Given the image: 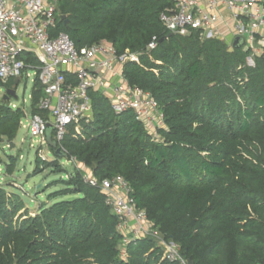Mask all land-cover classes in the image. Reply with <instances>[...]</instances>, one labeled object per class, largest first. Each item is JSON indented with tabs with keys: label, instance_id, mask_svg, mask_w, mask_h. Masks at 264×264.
Wrapping results in <instances>:
<instances>
[{
	"label": "trees",
	"instance_id": "1",
	"mask_svg": "<svg viewBox=\"0 0 264 264\" xmlns=\"http://www.w3.org/2000/svg\"><path fill=\"white\" fill-rule=\"evenodd\" d=\"M173 5L59 0L67 23L57 30L77 48L106 41L138 55L123 75L152 95L165 124L155 140L132 110L116 113L105 95L89 91L92 117L79 132L69 125L61 141L65 158L99 181L122 177L152 227L192 264H264V49L249 63V49L229 52L224 41L201 39L197 30L165 37L159 15ZM153 37L157 45L147 50ZM42 95L35 81L31 113L46 115L36 108ZM23 114L0 102V141H13ZM54 158L46 166L58 170L61 158ZM15 160L9 156V173ZM65 183L58 194L78 197L40 203L34 212L0 183V264H179L163 258L149 237L130 242L123 259L105 194L78 170Z\"/></svg>",
	"mask_w": 264,
	"mask_h": 264
},
{
	"label": "built area",
	"instance_id": "2",
	"mask_svg": "<svg viewBox=\"0 0 264 264\" xmlns=\"http://www.w3.org/2000/svg\"><path fill=\"white\" fill-rule=\"evenodd\" d=\"M58 2L0 0V81L6 83L17 79L19 83L29 78L32 71V82L37 81L43 90L36 108L46 111V115H27L23 110L19 128L25 129L41 148L48 146L46 131L48 125H52V138L65 152L61 141L69 125H75L76 132H79L80 123L91 119L89 91H99L109 99L114 112L132 110L135 119L142 123L150 136L159 140L158 130L165 128V124L157 101L149 92L130 85L123 75L124 64L137 61L138 55L129 50L118 52L106 41L77 48L66 32L57 30L61 14ZM173 2V7L159 15L168 33L186 35L197 30L201 39L222 36L228 48L233 39L239 37L243 40L241 47L249 49L251 56L262 53L264 0H206L205 4L199 0ZM223 10L228 16L222 13ZM156 45V37H153L146 49H154ZM29 57L35 60L31 61ZM12 85L15 90L14 83ZM8 106L20 108L12 102ZM66 160L77 164L73 157ZM83 179L100 188L105 194V203L117 217L123 259L130 242L149 237L160 247L163 258L179 264H192L182 256L177 243L165 239L152 227L146 212L130 197V188L122 177L99 181L91 174H84Z\"/></svg>",
	"mask_w": 264,
	"mask_h": 264
},
{
	"label": "rangeland",
	"instance_id": "3",
	"mask_svg": "<svg viewBox=\"0 0 264 264\" xmlns=\"http://www.w3.org/2000/svg\"><path fill=\"white\" fill-rule=\"evenodd\" d=\"M249 58V63H252V56L250 55ZM32 81L33 72L30 71V77L22 79L16 85L15 96H11L7 104L12 102L27 113L30 108ZM10 88H14L13 85ZM4 91L5 88L0 87V102ZM6 140L4 137L0 142V183L7 186V191L19 193L26 207L33 212L42 202L49 205L57 201L78 197L74 193L58 194V192L66 188L65 182L75 171L78 170L83 175L92 174L89 167L81 163L72 164L66 158H61L58 161V170L52 166H46V164L56 160L52 151L45 145L38 148L36 141L31 139L23 128H19L16 137L13 139L15 144L13 147H9ZM9 156L16 158L14 168L10 173L6 169ZM37 159H41L43 163L38 162Z\"/></svg>",
	"mask_w": 264,
	"mask_h": 264
},
{
	"label": "water",
	"instance_id": "4",
	"mask_svg": "<svg viewBox=\"0 0 264 264\" xmlns=\"http://www.w3.org/2000/svg\"><path fill=\"white\" fill-rule=\"evenodd\" d=\"M59 22H63V24L67 23V15L66 14H60L59 15ZM173 33L169 32L165 37H168L170 35H172ZM217 39L223 41V37L222 36H217ZM164 39L161 38V40ZM160 40V41H161ZM243 44V40L239 37H236L233 39L231 46L228 48L229 52H232L234 49L241 47ZM18 83L17 79H15L14 81V85L16 86ZM11 96H15V90L13 88H6L4 91V94L2 96V102H8ZM52 132H53V126L52 125H48L47 127V131H46V142L48 147L52 148L54 151V155L60 158H65V152H63L58 146H57V142L55 140H52ZM1 142V141H0ZM6 143L8 144L9 147H13L15 144L13 143V141L10 140H6ZM189 263H192V261L189 259L188 260Z\"/></svg>",
	"mask_w": 264,
	"mask_h": 264
},
{
	"label": "crops",
	"instance_id": "5",
	"mask_svg": "<svg viewBox=\"0 0 264 264\" xmlns=\"http://www.w3.org/2000/svg\"><path fill=\"white\" fill-rule=\"evenodd\" d=\"M202 4H205V2H206V0H199ZM225 16H228V13L225 11V10H223V12H222ZM62 14V13H61ZM223 27H221V29H222ZM126 50H128V49H126ZM125 51V50H124ZM132 53V52H131ZM136 54V53H135ZM14 83V82H13ZM15 86V85H14ZM10 87V86H9ZM16 87V86H15ZM5 89L7 88V87H4ZM23 111V110H22ZM25 112V114H30L31 113V100H30V108H29V111L26 113V111H24ZM53 154V153H52ZM54 156V155H53ZM77 163H79V162H77ZM42 203H45V202H42ZM45 204H47V203H45Z\"/></svg>",
	"mask_w": 264,
	"mask_h": 264
}]
</instances>
